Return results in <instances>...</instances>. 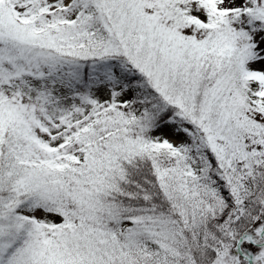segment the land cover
<instances>
[{
  "label": "snow or ice",
  "instance_id": "1",
  "mask_svg": "<svg viewBox=\"0 0 264 264\" xmlns=\"http://www.w3.org/2000/svg\"><path fill=\"white\" fill-rule=\"evenodd\" d=\"M0 264H264V0H0Z\"/></svg>",
  "mask_w": 264,
  "mask_h": 264
}]
</instances>
